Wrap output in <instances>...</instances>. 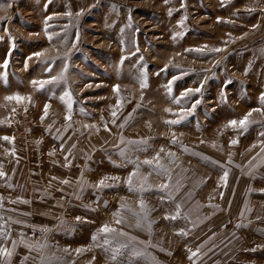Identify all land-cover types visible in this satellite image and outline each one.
<instances>
[{
  "label": "rangeland",
  "instance_id": "374dc122",
  "mask_svg": "<svg viewBox=\"0 0 264 264\" xmlns=\"http://www.w3.org/2000/svg\"><path fill=\"white\" fill-rule=\"evenodd\" d=\"M262 95L264 0H0V264L264 243Z\"/></svg>",
  "mask_w": 264,
  "mask_h": 264
},
{
  "label": "crops",
  "instance_id": "0c3cea01",
  "mask_svg": "<svg viewBox=\"0 0 264 264\" xmlns=\"http://www.w3.org/2000/svg\"><path fill=\"white\" fill-rule=\"evenodd\" d=\"M239 212V211H238ZM235 211L232 213V225L231 228L228 229L226 236H232L234 239L226 240V243L220 244V247H217L215 250L211 252V255L208 257L210 258L211 264H264V257L262 259H258V262H256V259H253L254 256H251L252 253H256L258 251L256 248H259L260 251H262L263 244L260 241L257 243H246V242H240L239 240H236V236H244L245 234H248L252 231L251 227L248 223L242 222L240 218V214H234ZM225 236V237H226ZM245 243V244H244ZM243 244V245H241ZM245 250H240L239 248H242ZM213 248V247H212ZM248 248V249H246ZM255 260V261H253Z\"/></svg>",
  "mask_w": 264,
  "mask_h": 264
},
{
  "label": "snow or ice",
  "instance_id": "6c2138e0",
  "mask_svg": "<svg viewBox=\"0 0 264 264\" xmlns=\"http://www.w3.org/2000/svg\"><path fill=\"white\" fill-rule=\"evenodd\" d=\"M169 14H171V13H169ZM37 55H39V54H37ZM7 64V61H5V65ZM63 78V74H61V76L60 77H53L52 78V81H57L58 79H62ZM52 81H46V82H40V87L41 88H43V86H44V83H48V82H52ZM34 84H36L37 82L36 81H34L33 82ZM190 91V90H189ZM197 91H199V89H197ZM64 96L65 97H67L68 98V105H69V107H70V103H71V96H70V94L69 93H65L64 94ZM6 99H9V100H11V99H16V100H21L22 98L21 97H19V96H15V97H6ZM61 99L63 100L64 99V97H61ZM197 103H199L198 101H197ZM261 103L262 104H264V95H262V97H261ZM47 108H48V105H45V111L47 110ZM250 115V114H249ZM70 117H66V119H69ZM184 119V117H181V120H183ZM247 119H248V117H247V115L244 117V119H242L241 121H239V123H240V125L241 126H246V122H247ZM114 122V121H113ZM180 122V120H177V121H170L169 123H179ZM237 122L236 121H230V124L231 125H235ZM5 139H7V138H5ZM130 143H137V142H135V141H131ZM139 143H143V141H141V142H139ZM232 144H235L236 143V141L235 140H233L232 142H231ZM144 164H148V165H151L152 164V161H149V160H146V161H144L143 162ZM155 170V169H154ZM167 170L166 169H164L162 166H160V171L157 173V174H161L162 172H166ZM4 175V173L3 172H0V176H3ZM132 175H135V173H132V174H130V176H129V180H128V184H129V190H132V188H131V177H132ZM226 176H227V173H225V179H226ZM169 179H171V177H169ZM64 183H67L68 181H63ZM100 184L101 185H103V181H100ZM167 187V185H161V188L162 189H164V188H166ZM141 207H144V205H143V202L141 201ZM179 205H177V209L179 210ZM133 215H136V213H133ZM173 219H175L176 217H172ZM121 221H117V223H120ZM101 231L102 232H104V233H110V232H114L115 230L114 229H111V228H109V227H107V226H104L102 229H101ZM120 235H125L123 232H121L120 233ZM96 239V237H93V240H95ZM105 243H108V240L106 239L105 240ZM126 246V245H125ZM117 251H118V249H117ZM0 255H8V256H11V252H8L7 250H5V249H0ZM137 255H139V253H137ZM113 258V260H115V255L112 257ZM27 259V258H26ZM41 264H45V261H44V259L42 258L41 259Z\"/></svg>",
  "mask_w": 264,
  "mask_h": 264
}]
</instances>
